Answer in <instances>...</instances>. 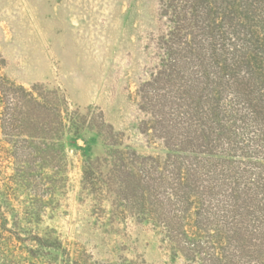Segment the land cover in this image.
Wrapping results in <instances>:
<instances>
[{"label": "rangeland", "instance_id": "rangeland-1", "mask_svg": "<svg viewBox=\"0 0 264 264\" xmlns=\"http://www.w3.org/2000/svg\"><path fill=\"white\" fill-rule=\"evenodd\" d=\"M161 2L0 0L2 74L27 89L58 90L69 110L86 115V120H102L113 143L93 130L67 133L60 150L65 163L60 172L45 168V178L14 185L10 205L20 212L17 231L22 239L13 242V261L33 262L29 256L36 250L35 255L41 252L52 264H62L60 249L39 246V237L59 242L71 257L82 252L85 264H248L235 252L231 223L223 227V255L217 261L210 258L208 238L200 239L199 254L190 247L186 257L170 249L160 225L142 219L175 214V201L169 196L172 170L176 163L187 168L197 163L211 176L199 188L202 217L230 222L225 216L227 196L236 189L239 205L251 206L255 218L251 225H264V173L260 180L256 170L241 172L246 168L241 162H264L218 154L223 141L241 138L233 126L220 120L225 139L216 142L210 121L201 110L192 109L196 57L190 53L191 43L170 34ZM194 148L198 153L190 151ZM208 148L214 155L202 152ZM86 160L93 162V176L99 181L93 187L82 180ZM119 164L124 165L121 171L112 174L111 168ZM2 169L14 173L12 163ZM131 173L149 176L141 182L148 185L146 199L137 192ZM249 175L251 182L243 179ZM121 178L129 183L120 189ZM14 208L6 213L10 228H14ZM239 227L237 233L244 234V224ZM215 228L206 230L213 233ZM0 264L10 262L0 257Z\"/></svg>", "mask_w": 264, "mask_h": 264}, {"label": "trees", "instance_id": "trees-1", "mask_svg": "<svg viewBox=\"0 0 264 264\" xmlns=\"http://www.w3.org/2000/svg\"><path fill=\"white\" fill-rule=\"evenodd\" d=\"M161 14L171 25L170 34L183 37L184 44H192L190 53L196 57L194 68L197 80L190 95L192 109L197 113L201 110L202 117L210 121L211 136L216 142L225 139V135H221L224 129L218 123L220 120L233 126L235 135L241 138L235 142L223 141L218 154L264 162V0H162ZM1 67L0 58V257L10 264H22L19 260H12L13 242L22 239L17 231L20 228V212L10 205L17 182H29L34 177L43 179L45 168L54 174L60 172L65 166L60 150L67 133L77 135L83 130H93L104 138L109 133L104 130L102 120H86V115L69 110L66 98L58 90L41 86L27 89L5 77ZM108 137L105 140L113 145ZM205 138L203 136L202 140ZM208 143L212 146L213 142L208 140ZM194 149L190 151L198 153ZM211 150L208 148L202 152L211 156L214 155ZM9 163L13 164V174L2 169ZM241 163L246 167L241 172L256 170L258 178L262 179L263 163ZM93 165L92 161L86 160L82 166V180L89 187L99 182L93 176ZM175 165L169 193L175 201V214L170 218L148 216L142 219L153 226L160 225L166 231L170 249L182 251L186 257L191 249L199 254L202 249L200 239L208 238L207 245L210 244L212 250L210 258L217 261L223 255V227L231 223L229 231L236 235L234 242L238 256L246 259L248 264H264V225H251L255 222L251 206L246 203V206L239 205L240 196L236 189H231L232 192L226 195L230 203L225 216L231 221L222 224L211 221L207 214L202 217L197 205L199 188L211 180L209 170L197 163H190L189 168L180 163ZM123 166H113L110 171L112 174L119 173ZM145 175H130L136 181V189L142 199L150 195L148 185L141 184ZM249 178L250 175L243 177ZM128 183V179L121 178L120 189ZM103 184L110 185L108 181H103ZM13 208L17 215L14 216V228H10L6 213ZM243 224L245 233H237L239 225ZM211 226L216 227L213 233L206 230ZM38 239L39 246L60 249L64 256L62 264H85L82 252L77 251L71 257L69 250L62 248L59 242ZM36 252L31 250L29 257L33 262L24 259L25 263L52 264L50 259H45L47 254L41 255L40 252L35 255ZM212 264L216 263L212 261Z\"/></svg>", "mask_w": 264, "mask_h": 264}]
</instances>
